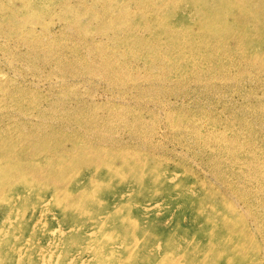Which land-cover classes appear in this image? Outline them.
<instances>
[{"label":"rangeland","instance_id":"obj_1","mask_svg":"<svg viewBox=\"0 0 264 264\" xmlns=\"http://www.w3.org/2000/svg\"><path fill=\"white\" fill-rule=\"evenodd\" d=\"M218 1L0 0V264H264V0Z\"/></svg>","mask_w":264,"mask_h":264},{"label":"bare ground","instance_id":"obj_2","mask_svg":"<svg viewBox=\"0 0 264 264\" xmlns=\"http://www.w3.org/2000/svg\"><path fill=\"white\" fill-rule=\"evenodd\" d=\"M190 5L195 6L196 10L197 8H200L201 6L206 5V0H187ZM258 2V1H257ZM248 5V2H245ZM241 6V5H240ZM263 6H264V1L259 2V5H257V12L255 14H251V11L248 10L247 8H242L240 9V13L243 14V19H246L250 22L255 21L256 19L258 20L262 14L263 11ZM238 7V2L235 0H219L218 1V6L213 8L212 10H209V15L207 16V21L210 25V30L213 33H216L220 35L222 40H225L227 38L232 37L235 34V29L232 26V24L227 21L224 26H214V30L211 29V25H215L219 21H217V18L219 16H231V12ZM66 215L61 216V219L66 221ZM41 237H47V234L44 232ZM43 240L40 239L37 243L38 249L41 251L44 246H42ZM19 244H13L14 248L17 247ZM11 251H13V248H10Z\"/></svg>","mask_w":264,"mask_h":264}]
</instances>
